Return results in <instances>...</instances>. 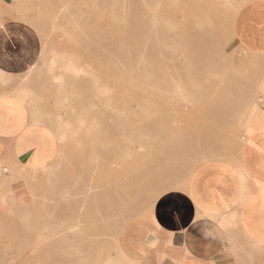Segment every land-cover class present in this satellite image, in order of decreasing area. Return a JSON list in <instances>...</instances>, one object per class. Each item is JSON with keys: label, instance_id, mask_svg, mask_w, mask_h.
<instances>
[{"label": "rangeland", "instance_id": "rangeland-1", "mask_svg": "<svg viewBox=\"0 0 264 264\" xmlns=\"http://www.w3.org/2000/svg\"><path fill=\"white\" fill-rule=\"evenodd\" d=\"M76 1L79 10L65 0L55 11L79 12L76 24L33 25L40 56L16 78L58 139L42 188V204L59 207L63 216L54 236L71 231L77 238L78 247L64 240L49 253L139 264L160 195L199 163L226 159L225 148L246 139L264 100V56L236 44L230 0ZM188 30L210 35L209 62L182 40ZM215 90L227 101L210 111ZM178 137L188 138L189 148L169 156V148L181 145ZM89 228L95 248L83 247L93 239Z\"/></svg>", "mask_w": 264, "mask_h": 264}, {"label": "crops", "instance_id": "crops-1", "mask_svg": "<svg viewBox=\"0 0 264 264\" xmlns=\"http://www.w3.org/2000/svg\"><path fill=\"white\" fill-rule=\"evenodd\" d=\"M62 1L0 0V264H95L94 257L49 253L64 247V240L66 247H78L71 231L54 236L64 225L61 209L42 204L43 173L59 144L16 81L40 56L41 37L33 25L77 23L73 14L79 12H55ZM229 6L238 47L264 56V0H230ZM56 15L74 20H49ZM256 105L244 142L224 147L226 159L199 163L157 199L139 264H264V100ZM91 232L84 248H95Z\"/></svg>", "mask_w": 264, "mask_h": 264}, {"label": "bare ground", "instance_id": "bare-ground-1", "mask_svg": "<svg viewBox=\"0 0 264 264\" xmlns=\"http://www.w3.org/2000/svg\"><path fill=\"white\" fill-rule=\"evenodd\" d=\"M97 3V2H96ZM88 5V4H87ZM235 33H236V31H235ZM207 38H210V35H208V33L206 34L205 32H203V31H193V30H188L184 35H183V37H182V40L184 41H188V42H193V45H195V47H197V48H199L198 49V51H199V53H201V54H203V55H206V56H204V57H207V55H208V52L209 51H212L211 49H213V45L214 44H207L206 43V40H207ZM188 48L189 49H191L192 47H191V45H190V47H189V45H188ZM136 49V48H135ZM190 54H192V55H194L195 53H193V52H191ZM206 60V62L205 63H207V62H209V58L207 57V59H205ZM155 65V64H154ZM131 77L133 78L134 76L131 74ZM234 77V76H233ZM232 77V78H233ZM135 78V77H134ZM234 80H235V78H233ZM128 86V85H127ZM153 94V93H152ZM221 101H227V99H224V98H221V97H219L218 95H217V92H216V90L213 92V95H212V97L210 98V102L208 103V105L206 104V107H207V110H210V111H216L218 108H219V106H220V102ZM205 107V106H204ZM204 126V125H203ZM205 128V127H204ZM206 129V128H205ZM208 129H206L205 131H207ZM215 130V129H214ZM193 131V130H192ZM203 131V130H202ZM213 131V130H212ZM206 133V132H205ZM213 133H215V131L213 132ZM179 134V133H178ZM217 134V133H216ZM175 135V134H174ZM204 135V134H203ZM209 135V134H208ZM214 136V135H213ZM189 137V136H188ZM203 137V136H202ZM179 138V141H180V143H181V145L180 146H175V148L173 147H171V148H169L168 149V155L169 156H171V155H173V154H178V153H182V154H184L185 153V151H186V149L187 148H189V141L186 139V138H184V137H182V138H180V137H178ZM173 140V139H172ZM158 144V143H157ZM191 144V143H190ZM193 145H194V143H193ZM157 146V145H156ZM128 148V147H127ZM130 151V150H129ZM132 155V154H131ZM129 156V155H128ZM152 159V158H151ZM147 160H150V158L149 159H147ZM146 161V160H145ZM144 161V162H145ZM139 163V162H138ZM150 164V163H149ZM153 164V163H152ZM143 165H144V163H143ZM154 165V164H153ZM153 165H151V167L153 166ZM146 166V165H145ZM149 167H150V165H149ZM153 168V167H152ZM45 169V168H44ZM154 169H155V167H154ZM46 170V169H45ZM151 170H153V169H151ZM147 172V171H146ZM153 172H155V171H153ZM156 173V172H155ZM154 173V174H155ZM146 175V174H145ZM139 176V175H138ZM264 185V184H263ZM91 188V187H90ZM113 190V189H112ZM116 201V200H115Z\"/></svg>", "mask_w": 264, "mask_h": 264}]
</instances>
